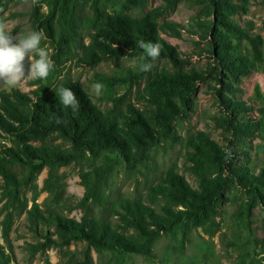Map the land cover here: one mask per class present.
<instances>
[{"label":"trees","instance_id":"1","mask_svg":"<svg viewBox=\"0 0 264 264\" xmlns=\"http://www.w3.org/2000/svg\"><path fill=\"white\" fill-rule=\"evenodd\" d=\"M9 1L0 0V8H5ZM36 1L46 6L47 11L40 13L35 8L33 25L35 31L43 30L52 42L57 51L56 65L47 79L34 80V85H38L32 92L34 98L19 89L0 94V128L17 139V148L6 149L4 157L0 158V175L4 177L10 196L18 190L12 164L23 163L31 173L48 167L49 184L58 167L87 159L91 170L81 173L86 189L80 204L86 206L89 201L98 204L103 200L101 189L117 167L123 163L129 173H136L151 161L153 150L164 140H176L172 123L176 115L174 107H178L177 100L185 105L195 78L193 74L181 73L176 67L174 72L159 74L148 86L149 102L154 106L150 116L130 104L122 111L125 102L120 97L114 99L110 111L103 112L79 84L63 83L60 87L71 88L80 102L79 110L73 114L70 108L60 103V87L50 91L57 65L73 55L80 33L86 30L89 41L81 44L79 58L89 66L114 55L146 56L136 44L138 40L159 43L162 46L159 58H166L175 66L181 61L179 53L162 37V33L180 37L179 25L160 22L164 14V9L160 8L143 16L131 14L134 8L144 7L148 0ZM197 1L204 5V15L212 16L201 30L202 38L208 39L213 72L224 77L216 79L220 85V101L228 112L225 121L232 133L248 139L262 122L249 119L252 108L246 103L233 96L223 97L221 91L235 95L240 91L237 85L243 78L250 75L257 64L264 63V36L253 34L235 19L239 13L249 11L250 0ZM84 2L89 4L91 15L81 13ZM144 61L149 62L150 58ZM44 82H48V86L44 87ZM57 120L62 122L57 123ZM47 139L61 140L63 145L45 146ZM30 142L42 145L32 146ZM187 143L192 148L191 170L197 177V188L170 169L149 190L151 200L160 203V211L142 201L121 199L119 209L115 210L119 220L116 226L89 215L78 221L54 212L50 217L58 238L47 237V241L61 249L72 242L84 241L87 256L90 249H94L113 254H139L152 261L155 242L177 227L183 239L190 229L198 227L210 235L215 234L219 229L216 218L221 214L223 198L229 187L236 186L244 191L246 200L240 213H244L246 219L256 205L264 206V167L259 173L252 172L249 160L242 159L246 154L233 146L224 148L206 133L191 136ZM31 214L36 224L40 217L38 209L34 208ZM10 223L6 218L5 235ZM10 261V255L0 246V264H10ZM72 262L68 260L66 263ZM116 263L122 264L119 260ZM239 264H246L244 257Z\"/></svg>","mask_w":264,"mask_h":264},{"label":"rangeland","instance_id":"2","mask_svg":"<svg viewBox=\"0 0 264 264\" xmlns=\"http://www.w3.org/2000/svg\"><path fill=\"white\" fill-rule=\"evenodd\" d=\"M35 8L40 13L47 11L46 6L36 0H10L5 8H0V22L7 23L14 36L18 33L26 36L35 31ZM155 8L164 9L160 22L170 21L179 25L180 37L162 33V37L178 51L181 59L179 63L174 66L168 59L158 58L149 61L153 64L149 72H142L139 65L145 61L140 59L141 56L126 54L110 56L95 66H89L79 58L81 44L89 41L88 32L84 30L80 33L73 55L65 59L63 64L57 65L50 91L63 83H77L103 112L110 111L114 99L120 97L125 102L121 106L122 111L130 104L150 116L153 115L154 106L149 102L148 86L159 74L174 72L176 68L181 73L193 74L194 86L185 105L177 100L178 107H174L176 115L172 123L176 140H164L153 150L151 161L136 173H129L122 163L109 175L101 189L103 200L98 204L89 201L86 206L80 204L86 189L81 173L91 170L89 160L58 167L54 177L49 179V184L48 167L38 173H31L23 163L12 164L18 182V190L14 195H8V187L0 175V246L10 255V264H70L66 263L68 260L73 261L71 264H117L116 260L122 264H239L242 257L246 264H264V206L256 205L246 219V215L240 213L246 195L236 186L229 187L224 195L221 214L216 218L219 229L215 234L210 235L198 227L190 229L186 239H183L177 227L172 233L161 235L155 242V258L152 261L139 254H113L94 249H90L87 256L84 241L72 242L63 249L47 241V237L58 238L50 217L54 212L78 221L89 215L116 226L119 220L115 210L119 209L118 202L121 199L142 201L160 211V203L155 204L151 200L149 190L170 169L197 188L198 180L191 170L192 148L187 141L201 132L210 135L224 148L233 146V149L246 154L242 159L249 160L252 172L259 173L264 167V63L257 64L253 72L243 78L242 83L237 85L240 91H236L235 95L221 91L223 97L233 96L235 100L246 103L252 108L249 119L262 122L254 135L241 139L232 133L225 121L228 112L220 101V85L216 79L224 77L221 73L215 75L213 72L208 39L202 38L201 28L212 16L204 15V5L197 0H175L174 3L148 0L144 7L134 8L131 14L143 16ZM248 10L236 15L235 19L242 27L251 29L253 34L264 36V0H250ZM81 13L91 15L88 3H83ZM45 45L51 50V59L56 65L57 51L47 37L42 41V46ZM35 58L33 53L31 59ZM98 82L104 85L99 96L93 88ZM43 86H48V82H44ZM37 87L34 80L27 78L15 87L0 82V94L19 89L34 98L32 92ZM16 140L0 128V158L4 157L6 149L17 148ZM29 144L36 147L42 145L40 142ZM61 144V140L47 139L44 145L54 147ZM34 208L38 209L40 216L36 224L31 214ZM6 218L11 223L5 235Z\"/></svg>","mask_w":264,"mask_h":264},{"label":"clouds","instance_id":"3","mask_svg":"<svg viewBox=\"0 0 264 264\" xmlns=\"http://www.w3.org/2000/svg\"><path fill=\"white\" fill-rule=\"evenodd\" d=\"M45 39L43 30L32 31L26 36H21L20 33L14 36L8 24L0 22V82L15 87L25 78L47 79L49 73L55 69V63L51 59V50L46 45L42 46V41ZM136 44L146 54L140 57L142 61L146 58H150L151 61L159 58L162 50L159 43L138 40ZM33 53L36 56L34 60L31 59ZM152 67V63L145 62L139 65V70L149 72ZM103 87L104 85L99 82L93 85L97 96L101 94ZM58 91L60 103L75 114L80 107L76 93L71 88L63 86Z\"/></svg>","mask_w":264,"mask_h":264}]
</instances>
